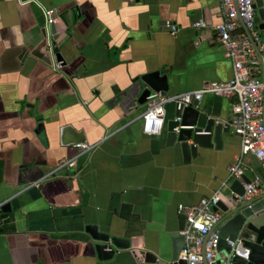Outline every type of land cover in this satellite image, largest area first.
I'll return each mask as SVG.
<instances>
[{"label":"crops","instance_id":"0c3cea01","mask_svg":"<svg viewBox=\"0 0 264 264\" xmlns=\"http://www.w3.org/2000/svg\"><path fill=\"white\" fill-rule=\"evenodd\" d=\"M220 19L219 0H0V207L14 216L0 225V264H146V254L162 264L185 224L179 206H196L220 188L225 204L231 193L244 194L245 184L229 177L241 154L233 132L221 149L184 164L165 135L146 136L138 118L106 107L113 87L145 69H164L170 97L229 80L232 65L213 30ZM197 20L207 28H193ZM44 37L63 58L59 70L36 51ZM199 108L218 123L233 117L232 101L213 95ZM40 122L47 146L34 133ZM65 124L83 130L94 148L76 167L58 169L77 152L59 144ZM240 162L255 196L264 192L259 161L249 154ZM89 224L127 238L129 247L99 261Z\"/></svg>","mask_w":264,"mask_h":264},{"label":"water","instance_id":"95a60500","mask_svg":"<svg viewBox=\"0 0 264 264\" xmlns=\"http://www.w3.org/2000/svg\"><path fill=\"white\" fill-rule=\"evenodd\" d=\"M253 9L256 12L254 23L259 31L261 41L264 42V1L257 0ZM50 28L52 29L53 40H55V29L52 28V25ZM161 28L171 32L170 28L165 27L164 22ZM242 28L244 29L243 25ZM245 33L259 60L261 80L264 81V53L258 50L257 43L253 41L250 33L247 30ZM36 51L42 53L43 58L41 60L43 62L50 65L53 58L56 62H62V67L63 58L54 41L49 43L44 37ZM32 54L38 57L36 53ZM251 74L253 75V72ZM169 78L161 66L142 70L129 76L119 86L112 88L113 97L106 103V107L109 109L118 107L122 119L135 117L141 121L142 125V116L147 110L148 98L154 95L159 97L172 95ZM169 105L173 108L168 115L165 109L164 124L160 135L152 136V138L165 135L166 146L176 155H180L184 164H190L191 161L195 160L200 155L201 150L221 149L223 135L231 132L227 123H218L215 119L207 117L199 108V102H194L189 106L173 103ZM262 120L264 121V99ZM34 133L40 142L47 146L45 128L42 122L37 124ZM58 137L61 147H76L86 143L85 132L72 124L59 127ZM240 180L243 184L252 183L243 170ZM260 181L264 184L263 179ZM242 196L243 194L239 196V200L231 201L229 204L220 201L214 208L215 211L219 210L222 215L205 238L203 245L204 252L208 237L213 233L218 235L217 256L212 264H264V192L251 198H243ZM8 210L7 204L0 207V225L13 222L14 216L11 213V208ZM84 231L90 237L93 250L99 261H110L119 251L129 247L127 238L102 232L96 225H86ZM172 238L171 257L162 264H186L185 261L178 259V254L183 247V236L179 232H175ZM238 238L242 240L244 247L249 251L246 259L229 255L228 241H234ZM145 262L146 264H159L157 257L151 254H146ZM203 263L207 264L205 260Z\"/></svg>","mask_w":264,"mask_h":264},{"label":"built area","instance_id":"2783aa9c","mask_svg":"<svg viewBox=\"0 0 264 264\" xmlns=\"http://www.w3.org/2000/svg\"><path fill=\"white\" fill-rule=\"evenodd\" d=\"M256 1L219 0L221 19L213 27V30L219 38L226 58L231 62L232 78L228 81L209 82L204 84L199 90L173 97H159L157 95L149 97L147 110L142 116V132L144 135L149 137L160 135L167 104L189 106L194 102H200L204 95H213L231 100L233 117L227 124L231 132L240 140V158L249 154L254 156L259 161L264 173V121L262 120L264 81L261 78H254L251 74L253 69L257 67L259 72V60L245 33V30L250 33L253 41L257 43L258 50L264 53V42L261 41L259 31L254 23L256 12L253 6ZM45 16L48 26H51L55 22L56 11L52 9L46 10ZM165 27L170 28L171 34L178 32V27L175 24L166 22ZM192 27L205 29L207 25L204 21L197 20L192 24ZM241 29L244 31L238 35ZM54 62L55 69H61L62 62H56L55 59ZM74 148L77 152L72 157L62 160L58 169L76 167L78 158L90 152L94 146L82 144ZM240 158L230 168L229 177L240 179L242 176ZM221 192L220 188V190L213 192L209 197L201 199L196 206L178 207L179 212L183 214L185 219V224L181 231L184 242L178 254V259L185 261L186 264H204L203 260L207 264H212L215 261L219 240L218 235L213 233L208 237L204 252L203 245L205 238L221 218L219 210H214L217 203L222 201ZM257 192L258 190L254 183L245 184L242 197L251 198ZM239 198V196L232 193L227 196L229 202L239 200ZM228 246L230 248V256L242 259L248 257L249 251L244 247L241 239L228 241Z\"/></svg>","mask_w":264,"mask_h":264},{"label":"trees","instance_id":"16d2710c","mask_svg":"<svg viewBox=\"0 0 264 264\" xmlns=\"http://www.w3.org/2000/svg\"><path fill=\"white\" fill-rule=\"evenodd\" d=\"M242 32V30H239V33Z\"/></svg>","mask_w":264,"mask_h":264},{"label":"flooded vegetation","instance_id":"af4514ba","mask_svg":"<svg viewBox=\"0 0 264 264\" xmlns=\"http://www.w3.org/2000/svg\"><path fill=\"white\" fill-rule=\"evenodd\" d=\"M62 64V63H61Z\"/></svg>","mask_w":264,"mask_h":264}]
</instances>
